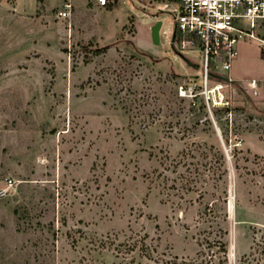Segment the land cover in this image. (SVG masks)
I'll list each match as a JSON object with an SVG mask.
<instances>
[{
  "label": "rangeland",
  "instance_id": "1",
  "mask_svg": "<svg viewBox=\"0 0 264 264\" xmlns=\"http://www.w3.org/2000/svg\"><path fill=\"white\" fill-rule=\"evenodd\" d=\"M65 1L0 0V264H264L258 42L209 108L200 52L151 38L177 4Z\"/></svg>",
  "mask_w": 264,
  "mask_h": 264
},
{
  "label": "built area",
  "instance_id": "2",
  "mask_svg": "<svg viewBox=\"0 0 264 264\" xmlns=\"http://www.w3.org/2000/svg\"><path fill=\"white\" fill-rule=\"evenodd\" d=\"M98 6H106L114 0H95ZM169 2L173 7V30L162 29L176 51L193 53L200 52L201 67L198 84L202 90L196 92L195 84H180V96L195 97L203 94L208 105L227 103L222 92L223 85L231 81L229 72L232 63L238 57V44L244 40L257 41L264 57V0H160ZM72 1L66 0L59 10L62 18L71 16ZM174 34V35H173ZM217 75L225 76L224 81ZM211 79L216 82L211 85ZM251 87L257 86V81L249 82ZM216 92L218 96L216 97ZM210 108V107H209ZM15 180L6 176L0 179V198L10 194L15 188Z\"/></svg>",
  "mask_w": 264,
  "mask_h": 264
},
{
  "label": "water",
  "instance_id": "3",
  "mask_svg": "<svg viewBox=\"0 0 264 264\" xmlns=\"http://www.w3.org/2000/svg\"><path fill=\"white\" fill-rule=\"evenodd\" d=\"M161 27H162V20H157L151 27V38L152 41L155 44H159L160 43V31H161ZM174 35V34H173ZM177 54L179 56H181L184 60L189 61L188 58L182 53V52H178L176 51ZM218 78L224 80V81H228L229 79L225 76H221V75H217Z\"/></svg>",
  "mask_w": 264,
  "mask_h": 264
},
{
  "label": "trees",
  "instance_id": "4",
  "mask_svg": "<svg viewBox=\"0 0 264 264\" xmlns=\"http://www.w3.org/2000/svg\"><path fill=\"white\" fill-rule=\"evenodd\" d=\"M113 7V4H108V8H112ZM108 48V46H104V47H98V48H95L93 51L95 54H99L101 53L102 51H105L106 49Z\"/></svg>",
  "mask_w": 264,
  "mask_h": 264
},
{
  "label": "crops",
  "instance_id": "5",
  "mask_svg": "<svg viewBox=\"0 0 264 264\" xmlns=\"http://www.w3.org/2000/svg\"><path fill=\"white\" fill-rule=\"evenodd\" d=\"M94 2H95V4H97L96 1H94ZM158 3H159V2H158ZM162 3L165 4L164 2H162ZM102 7H103V6H102Z\"/></svg>",
  "mask_w": 264,
  "mask_h": 264
}]
</instances>
